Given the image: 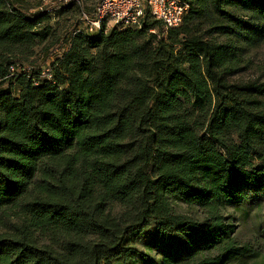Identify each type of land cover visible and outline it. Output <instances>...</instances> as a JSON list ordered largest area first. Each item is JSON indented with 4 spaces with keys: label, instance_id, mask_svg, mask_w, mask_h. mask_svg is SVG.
I'll list each match as a JSON object with an SVG mask.
<instances>
[{
    "label": "trees",
    "instance_id": "obj_1",
    "mask_svg": "<svg viewBox=\"0 0 264 264\" xmlns=\"http://www.w3.org/2000/svg\"><path fill=\"white\" fill-rule=\"evenodd\" d=\"M69 1L0 0V264H153L149 231L160 264H264L225 215L264 198V79L238 77L264 0H185L166 38L148 10L76 34L95 0Z\"/></svg>",
    "mask_w": 264,
    "mask_h": 264
},
{
    "label": "rangeland",
    "instance_id": "obj_2",
    "mask_svg": "<svg viewBox=\"0 0 264 264\" xmlns=\"http://www.w3.org/2000/svg\"><path fill=\"white\" fill-rule=\"evenodd\" d=\"M31 5L38 4V0H27ZM46 7H58L65 4H57L55 0H41ZM100 0H95L93 2H87V7L89 11H92L93 8L98 4ZM59 7V8H60ZM79 17V11L76 7L71 10H67L63 17H59L57 14L52 20V25L54 26L58 21L60 26L67 27L75 22ZM203 27L205 30L208 28V22L203 21ZM61 28V29H62ZM111 28H115L112 23L106 24V29L111 30ZM124 30V29H121ZM61 31V30H60ZM63 32L61 31V34ZM154 35H158L160 37H167V31L164 33L160 32L158 29H155L152 32ZM241 47H243L245 51V62L241 67V72L238 74V77L242 79H264V44L260 45V47L256 49L247 48L246 44L240 43ZM42 48L37 49L36 61L42 62L43 53ZM58 53L57 47L52 48L49 55L54 58ZM49 62L44 66V68L48 67ZM9 84L3 86V89H8ZM261 164H257V167H261ZM112 208L115 210L114 212H118L119 208L116 205H113ZM185 211L184 209H181ZM180 210V211H181ZM226 216H230L234 221H236L238 227L236 230V238L237 242L240 246H248L257 252L260 256V260H264V198L260 200L250 199L244 205L239 207H230L225 211ZM11 221H17V218L12 217ZM0 229H2L0 227ZM151 231L146 232L142 238L140 239L137 247L139 250L145 254L148 253V256L153 264H160L162 262L163 257H161L157 252H148L145 249V244L152 237ZM263 262V261H262ZM263 264V263H261Z\"/></svg>",
    "mask_w": 264,
    "mask_h": 264
},
{
    "label": "built area",
    "instance_id": "obj_3",
    "mask_svg": "<svg viewBox=\"0 0 264 264\" xmlns=\"http://www.w3.org/2000/svg\"><path fill=\"white\" fill-rule=\"evenodd\" d=\"M56 2L70 3L69 0ZM147 10L154 19L163 24L166 31H169L183 24L190 5L185 0H100L92 14L86 12L81 14L80 26L76 29V34L96 35L108 23H112L115 28L141 30ZM23 71L30 72L31 68L17 65L12 69V75ZM41 76L49 80L53 79L48 67L43 70Z\"/></svg>",
    "mask_w": 264,
    "mask_h": 264
}]
</instances>
